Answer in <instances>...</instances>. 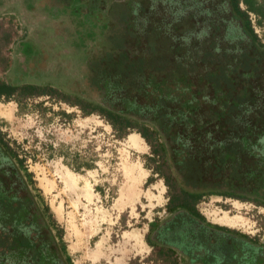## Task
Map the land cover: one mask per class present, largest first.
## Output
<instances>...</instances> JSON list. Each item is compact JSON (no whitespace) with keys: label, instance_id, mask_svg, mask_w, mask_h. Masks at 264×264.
I'll use <instances>...</instances> for the list:
<instances>
[{"label":"rangeland","instance_id":"374dc122","mask_svg":"<svg viewBox=\"0 0 264 264\" xmlns=\"http://www.w3.org/2000/svg\"><path fill=\"white\" fill-rule=\"evenodd\" d=\"M60 2L0 0V79L83 89L74 53L103 41L110 18L102 6L113 16L118 4ZM248 13L264 41V24ZM0 129L75 264H169L147 241L149 224L166 215L167 186L139 133L120 135L99 114L47 95L0 97ZM199 207L212 221L264 233V209L250 201L213 195Z\"/></svg>","mask_w":264,"mask_h":264},{"label":"trees","instance_id":"16d2710c","mask_svg":"<svg viewBox=\"0 0 264 264\" xmlns=\"http://www.w3.org/2000/svg\"><path fill=\"white\" fill-rule=\"evenodd\" d=\"M240 1L246 9L238 7ZM232 4L252 41H258L248 12L255 13L262 26L264 7L257 0H232ZM116 23L120 26L106 27L103 41L89 44L86 56L78 59L85 78L83 89L0 79V97H14L20 103L22 98L47 95L75 105L85 114H99L120 135L139 133L150 145L156 172L168 187V211L181 207L194 212L196 202L205 194L232 196V191L221 189V181L225 186L232 184L231 189L247 179L264 183V152L258 154L264 150V106L253 100L247 88L236 89L233 76L221 83L217 70L203 69L175 37L162 42L150 34L132 37L134 29L126 21ZM193 68L199 74L207 71L217 76L219 83L209 84L206 76L195 86ZM203 89H211L215 96H206L215 98L200 100ZM196 134L198 144L191 141ZM12 155L23 164L13 148ZM24 172L32 180L26 169ZM43 210L51 224L46 207ZM58 243L67 263L75 264L61 239Z\"/></svg>","mask_w":264,"mask_h":264},{"label":"flooded vegetation","instance_id":"af4514ba","mask_svg":"<svg viewBox=\"0 0 264 264\" xmlns=\"http://www.w3.org/2000/svg\"><path fill=\"white\" fill-rule=\"evenodd\" d=\"M60 1L46 0V4H62ZM120 1V4L115 0L109 2L118 4L117 13L113 16L102 6V10L104 8L105 14L110 18L107 27L120 26L116 23L120 20L126 21L131 29H134L132 37L150 34L161 42L168 36L175 37L176 43L190 49L193 58L203 69L217 70L221 83L227 81V76H233L232 85L236 89L247 88L253 100L264 106V41L254 30L258 41H252V34L243 24L241 16L233 9L232 0ZM242 5L245 6L243 1H240L238 7L246 9V6ZM96 10L95 8L93 12ZM141 24L142 27L135 28ZM136 31H139L141 36L136 34ZM87 53L86 51L75 54L81 59V56H86ZM206 76L209 78V84L212 81L219 83L217 76L207 71L199 74L195 68L192 83L197 86ZM83 80L85 82L84 76ZM195 86L193 87L196 88ZM208 94L215 96L211 89H203L200 100L212 97L206 96ZM223 101L221 96V102ZM196 136L191 141L198 144L199 134ZM202 136L205 142L207 138ZM260 152L263 153L264 150L261 149L258 154ZM225 184L221 181V189L232 191V196L205 194L196 202L194 212L181 207L168 211L170 198L167 187L166 215L153 220L147 233L154 252L163 262L264 264V233L258 230L248 233L212 221L199 207L208 197L216 195L250 201L264 209V183L247 179L241 181L236 189H231L232 184ZM0 264H68L43 206L33 194L23 164L12 155V145L5 139L1 129Z\"/></svg>","mask_w":264,"mask_h":264},{"label":"built area","instance_id":"2783aa9c","mask_svg":"<svg viewBox=\"0 0 264 264\" xmlns=\"http://www.w3.org/2000/svg\"><path fill=\"white\" fill-rule=\"evenodd\" d=\"M252 23H253V25H254V26H256V22H255V19H254V20H252Z\"/></svg>","mask_w":264,"mask_h":264}]
</instances>
